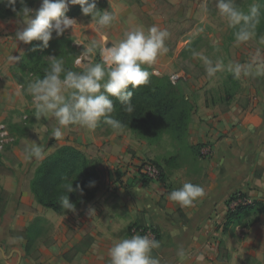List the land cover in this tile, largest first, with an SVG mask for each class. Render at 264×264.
Listing matches in <instances>:
<instances>
[{"label":"crops","instance_id":"crops-1","mask_svg":"<svg viewBox=\"0 0 264 264\" xmlns=\"http://www.w3.org/2000/svg\"><path fill=\"white\" fill-rule=\"evenodd\" d=\"M107 2L114 11L115 19L111 26L118 33H114L115 39L119 40L125 31L130 30L131 24L142 28L138 21L140 14L148 8L155 9L157 0ZM76 22L78 32H86L78 40H81V45H87L93 40V34L89 33L97 31L96 26L94 23ZM22 26L21 16L0 18V33L6 35L0 36V121L23 103L21 85L11 70L14 63L8 60L10 54L19 56L27 48V44H17L15 39L16 31ZM97 32L99 35L95 40L105 43L109 39L105 28ZM4 40L6 44H3ZM254 51L247 49V56ZM251 82L242 91L245 100L241 102L237 98L225 111L218 105L207 104L204 99L194 105L188 139L192 144L201 145V154L202 150L208 152V155L198 157L202 158L204 166L202 179L205 178V182L200 184L204 195L191 206L184 207L182 219L186 216V222L180 221L178 229L163 219L171 201L161 179L141 181L131 168L145 157L141 139L131 137L129 130L120 129L96 137L91 134L92 130L79 126L64 129L56 146L69 144L88 152L85 143H94L103 163L98 168L99 174L103 165L105 167V181L90 203L66 215L48 212L35 201L28 189L33 206L40 211L43 209L55 222L59 233L55 234L54 242L40 247L36 258L17 252V264H109L108 249L115 240L132 235L129 229L136 219L147 223L152 221L157 227V241L164 249L159 251L157 248L152 252L157 253L159 264L182 261L178 255L181 250L185 253L183 264H198L196 257L201 254L204 256L202 264H264V210L257 213L255 221L247 227L227 222L236 194L250 203L261 202L264 207V76L251 77ZM42 121L48 124V129L56 126L54 118L43 117ZM118 159H123L124 167L128 165L127 171L112 170ZM2 182L8 191L12 180L8 177ZM11 226L22 229L17 219ZM227 227H233L234 232ZM67 229L71 230L70 235H66ZM84 238L90 239V243L83 244ZM223 245L226 257H222Z\"/></svg>","mask_w":264,"mask_h":264},{"label":"rangeland","instance_id":"rangeland-1","mask_svg":"<svg viewBox=\"0 0 264 264\" xmlns=\"http://www.w3.org/2000/svg\"><path fill=\"white\" fill-rule=\"evenodd\" d=\"M41 0H37L34 4V9L40 6ZM97 7L100 10H108L114 15V11L107 0H96ZM216 0H157L155 9L148 8L145 13L140 14L138 21L141 22V27L147 30L148 27L153 25L160 29L167 30L169 36L165 40V45L168 49L167 53L158 56L155 63L152 65H144L157 75L169 76L176 71H181L186 76V82H184V92L190 98L193 109L198 100L204 99L207 104L218 105L221 109H226L232 101L238 98L243 102L245 97L242 96V91L251 85V77H242L239 79L240 88L236 91L230 99L226 96L230 91L232 85L228 80V72H217L215 76L208 77L205 66L199 55H193L194 53L202 54L208 57L213 62L222 60L227 66L230 62L244 63L249 60L247 56V49L257 48L264 49L263 35L254 36L246 43H242L236 46L234 43L233 32L235 29L227 27L224 19L219 15L216 7ZM236 3L244 11L248 10V6L253 4L252 0H236ZM255 3V2H254ZM205 4H207V10H205ZM32 7V8H33ZM67 17H72L82 24L94 23L90 15H84L81 12L79 5H70L68 11L65 13ZM19 17V15H15ZM3 19V18H1ZM140 27L137 24H131L130 29ZM82 29V28H81ZM106 39L104 44H113L118 39H115L116 31L112 30V26L105 27ZM83 33L78 32V27H74L65 30L62 35L70 40V44H60V36H57L53 32L52 39L49 41L47 48H40L36 52L35 56L33 52H28V49L32 42L27 44V48L23 51L22 58L14 63L11 70L17 80L21 81L20 85H23L22 91V105L14 108L4 119L0 121V124H4L7 135H2L0 130V160L7 166L14 170V173L7 175L0 173V205L5 202L3 214L0 215V263L1 264H17V252H25L29 257L36 258L39 253V249L42 246H48L55 241V234L59 233V229L56 227L55 222L47 217L45 212L40 211L32 204V199L28 195L29 182L33 175L36 159H26L25 148L30 146L33 141L40 143L44 147V156L55 150L57 140L50 136L52 129H48L47 133L40 131V126L43 124L42 119H37L34 116L31 97L27 94L25 89L28 82L36 76H40L41 72H44L43 63L48 62V56H58L64 59V62H71L72 65L80 70L79 67L74 65V60L78 57L83 58L84 46L81 45ZM95 36L99 35L97 31L90 32ZM118 34V33H116ZM6 36L0 33V36ZM115 35V37H114ZM104 35H102L103 37ZM114 37V38H112ZM218 41V44H214ZM7 41L4 40L3 44ZM17 44H25L17 40ZM99 61L100 57L97 54L93 57ZM189 58L193 62V65L188 66V70H182L179 67V63ZM43 61V62H40ZM204 73V75H199ZM261 77V76H260ZM259 77V78H260ZM257 78V77H255ZM117 130H112L106 127L97 126L92 130V135L96 137H103L111 134ZM69 134L66 136L68 137ZM131 137L134 135L131 133ZM136 138V137H134ZM145 147V157L141 161H150L158 164L162 169L161 182L164 183V187L168 190V193L172 190L179 188L185 182H192L194 184H203L205 178L202 179L204 174V166L202 158L194 157L190 153H183L176 161L173 167H167L164 165V160L168 156L175 153L171 142L165 137L159 143L149 144L147 141L142 140ZM88 148V152H85L88 157L96 164L97 169L103 163L101 158L98 157L96 151V145L92 142L85 143ZM83 145V144H82ZM202 154L208 155L207 151L202 150ZM202 156V155H201ZM138 163V162H137ZM123 159L116 161L115 166L112 167L114 172L118 170H126L127 166ZM133 165L131 168L133 169ZM104 167V165H103ZM102 167V173L99 174L98 185L101 188L105 176L103 172L105 169ZM105 168V167H104ZM101 170V169H100ZM110 170V168H109ZM8 177L12 180L11 188L6 191L4 189V183ZM199 180V181H198ZM207 180V177H206ZM7 192V197L2 196L1 191ZM3 197V198H2ZM235 198H241L239 195H235ZM166 202L163 204L165 207ZM232 209V207H230ZM234 208V202H233ZM48 212H54L51 209L45 208ZM168 212L164 214V220L173 225L174 228H179L180 221L186 222V216L182 219L184 207L179 206L176 202L171 201V206L168 207ZM55 213V212H54ZM18 220L22 225V229H18L16 226H11L12 221ZM238 219V220H237ZM256 219V214L253 212L243 214L241 217H234L232 222L235 224H241L244 227L249 226ZM236 221V222H235ZM231 222V223H232ZM230 223V225H232ZM37 226L38 231L31 238L33 241L31 245L27 243V240L22 238V233L30 226ZM135 226H149L151 229L158 232L157 227L152 221L144 222L141 219H136ZM132 225V226H133ZM168 225V226H169ZM229 228V227H227ZM229 231L234 232V228L230 227ZM172 227V233H174ZM66 235L71 234V230H66ZM90 239L84 238L83 243L89 244ZM29 247V248H28ZM164 247H159L157 250L161 251ZM222 257H226L225 245L222 246ZM21 261V259H20ZM176 264H183L182 261Z\"/></svg>","mask_w":264,"mask_h":264},{"label":"clouds","instance_id":"clouds-1","mask_svg":"<svg viewBox=\"0 0 264 264\" xmlns=\"http://www.w3.org/2000/svg\"><path fill=\"white\" fill-rule=\"evenodd\" d=\"M16 2L17 0H0V3H6L13 10ZM20 2L23 5L24 0ZM69 5H79L84 15H90L95 21L97 31L110 26L115 19L108 10H100L96 0H41L37 9L22 6L18 14L22 17L23 26L16 31L15 39L25 44L34 40L40 41L41 44L37 47L47 48L53 32L60 36L65 30H73L77 25L74 18L65 15ZM215 7L227 27L235 29L233 36L236 46L255 36L261 16L258 4H251L244 11L237 5L236 0H216ZM168 36L167 30L153 25L147 30L140 27L127 30L111 45L93 39L83 45V58L74 60V65L80 68L79 71L66 68L62 57L48 56V67L44 69V75L31 79L25 91L31 97L33 113L37 119H55L56 126L52 128L49 137L61 139L63 130L69 126L94 130L101 120L113 130L122 129V122L112 115L116 111L114 101L119 102L125 112L134 111L133 93L128 91V87L131 85L132 89H136L149 83L152 73L143 66L152 65L158 56L167 53L165 40ZM214 44H218V41ZM97 54L99 61L93 58ZM193 55L200 56L208 77L221 71H227L235 79L264 76V49L261 48L251 53L247 62H230L227 66L222 60L213 62L202 54ZM22 56L23 52L19 56L10 54L8 60L16 63ZM21 88L23 89V85ZM40 131L47 133L48 124H41ZM24 151L28 160L44 158V147L36 141L26 146ZM94 183L89 181L88 186H94ZM64 188L67 193L76 190L72 181L65 183ZM77 189L82 193L79 185ZM203 195L204 189L200 185L185 182L169 192L167 198L181 207H187ZM60 203L67 211L75 210L74 203L69 201L67 195L60 197ZM159 246L157 240L150 239L147 235L126 236L115 240L108 249L109 264H159V260L152 255V251ZM178 255L183 261V250ZM196 260L198 264H202L204 256L198 255Z\"/></svg>","mask_w":264,"mask_h":264},{"label":"trees","instance_id":"trees-1","mask_svg":"<svg viewBox=\"0 0 264 264\" xmlns=\"http://www.w3.org/2000/svg\"><path fill=\"white\" fill-rule=\"evenodd\" d=\"M36 1L24 0L22 5L20 0H17L15 10L11 6H7L6 3H0V18L19 15L18 13L22 6L26 5L32 8ZM252 2L258 4L261 12L260 22L255 29V35L264 36V0H252ZM59 38L61 39L60 44H70V40L68 41L65 35H60ZM40 44V41H32L28 49V52H33L31 56H35L36 52L40 50L41 47H37ZM189 65H193L189 58L179 63V67L182 70H188ZM43 67L47 68L48 62H44ZM65 67L79 71L71 62H66ZM145 68L152 73L149 77V83L136 89H132L131 85L128 87V91L133 93L132 103L134 111L132 113L125 112L123 106L119 102L114 101L116 111L112 115L124 125L121 130H129L134 137L147 141L149 144L159 143L166 137L175 150V153L164 160V165L167 167H173L183 153H190L196 158L200 157L202 155L201 145L192 144L188 139L193 104L184 92V82L172 83L167 76L154 74L149 68ZM41 75L43 76L44 72H41ZM199 75H204V73ZM228 80L232 87L226 98L230 99L240 88V81L233 78L230 73H228ZM17 81L21 83L18 78ZM225 110L227 108L223 109V111ZM98 126L111 129L103 120ZM156 165L162 172L161 167L158 164ZM0 173L11 175L14 170L11 167H7L0 160ZM98 178L99 170L88 155L75 146L64 144L45 155L42 160L37 161L29 182V189L39 205L51 209L59 215H66L90 203L96 197L99 190ZM71 181L73 188L76 190L67 193L64 184ZM89 181H94V186L89 187ZM77 185L83 190L82 193L77 189ZM1 194L7 197L5 190H2ZM63 195H67L69 201L74 203V211H67L62 208L60 197ZM3 201L0 205V215L3 214L5 207V202ZM262 205L261 202H252L237 205L232 209L229 208L227 222L231 223L234 217L242 214L250 212L260 213L264 210ZM37 231V226L30 225L25 231L21 232L22 238L26 239L27 243L31 245L33 241L31 236L35 235ZM152 255L158 259L156 252H152Z\"/></svg>","mask_w":264,"mask_h":264},{"label":"built area","instance_id":"built-area-1","mask_svg":"<svg viewBox=\"0 0 264 264\" xmlns=\"http://www.w3.org/2000/svg\"><path fill=\"white\" fill-rule=\"evenodd\" d=\"M169 78L172 83L186 82L185 80L187 79L185 74L181 71L173 72L169 76ZM0 130L2 135H7L4 124H0ZM137 162L133 166V171L135 172V175L139 177V180L146 182V181L161 179L160 177L162 172L156 164L150 161H137ZM249 203H250L249 200L246 198H235L234 207L240 204L244 205ZM129 232L132 235L133 234L147 235L150 239L157 240L158 238L156 231L151 229L149 226L133 225L130 227Z\"/></svg>","mask_w":264,"mask_h":264}]
</instances>
